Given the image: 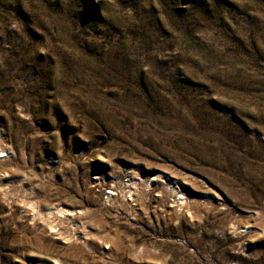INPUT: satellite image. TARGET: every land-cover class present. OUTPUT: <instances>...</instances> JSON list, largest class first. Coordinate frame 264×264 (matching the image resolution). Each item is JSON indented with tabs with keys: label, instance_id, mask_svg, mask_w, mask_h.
I'll return each mask as SVG.
<instances>
[{
	"label": "rangeland",
	"instance_id": "rangeland-1",
	"mask_svg": "<svg viewBox=\"0 0 264 264\" xmlns=\"http://www.w3.org/2000/svg\"><path fill=\"white\" fill-rule=\"evenodd\" d=\"M0 264H264V0H0Z\"/></svg>",
	"mask_w": 264,
	"mask_h": 264
}]
</instances>
